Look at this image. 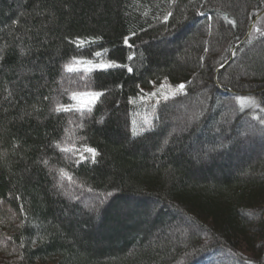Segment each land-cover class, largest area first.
Returning <instances> with one entry per match:
<instances>
[{"label": "trees", "instance_id": "16d2710c", "mask_svg": "<svg viewBox=\"0 0 264 264\" xmlns=\"http://www.w3.org/2000/svg\"><path fill=\"white\" fill-rule=\"evenodd\" d=\"M263 13L264 0H0V264H264V158L235 161L244 125L264 153V33L248 35ZM161 83L185 87L147 102ZM88 91L103 93L91 111L56 110ZM185 104L196 116L173 135ZM90 195L106 212L83 207ZM179 217L196 230L166 241Z\"/></svg>", "mask_w": 264, "mask_h": 264}, {"label": "rangeland", "instance_id": "374dc122", "mask_svg": "<svg viewBox=\"0 0 264 264\" xmlns=\"http://www.w3.org/2000/svg\"><path fill=\"white\" fill-rule=\"evenodd\" d=\"M257 29H259V31H257ZM251 31H254L255 33H264V13L259 17L255 26L252 27ZM251 31H250V33H251ZM177 91H181V90L180 89H178V90L174 89L166 83H161L160 85L153 87L151 90H144L143 91L144 92L143 98L147 99V102L148 101L151 102V100L153 98H165L167 96L175 94ZM151 93H156V95H151ZM189 110H190V108L187 107L186 104L180 105L176 108V110H175L176 116L172 120V127L175 126L174 127L175 130L172 132L173 135L184 132V130H185L184 127L187 126L188 123L194 119V116H196V112L192 113V110H190V111ZM227 111H228L227 114L231 115L229 118V125L232 126V124H231L232 119L231 118L234 114V109L232 107H230V108H227ZM136 117H137L136 120L141 121L142 119L145 118V115L143 116L142 114L138 113L136 115ZM226 125H228V124H226ZM243 130L242 131L244 132V134L241 136L242 138L241 137L238 138L239 140H241L238 146H239V150L240 151L242 150V154L240 155V158H237L235 161L237 162L238 160L242 159L243 156H245V155H246L245 157L248 160L250 158H251L250 160H254V158L258 157V155H261L264 158V153L262 152L261 142L259 143V141H257L258 132L256 130H254L253 128L251 129L250 127H247L245 125L243 127ZM229 156H231V155H229ZM228 157H224L223 155H221L218 159H219V161L221 159L226 160V159H228ZM232 157H233V160H234V157L236 158V156H232ZM205 159L207 161L208 158L205 157ZM218 159H216V161H218ZM209 163H211V161H209L208 164ZM68 195L70 196L71 194H68ZM71 198H72V201L77 200L76 197H71ZM103 202L104 201L102 199H101V201L98 200L95 197V195H90L88 197H84V199H82L80 201V203L86 209H90L92 211L93 209H96V208L99 209L100 208V210L102 212H106L105 209H107V207H106L107 204H104ZM145 211H146V207H145ZM145 211H142V213H144ZM108 212H110V211H108ZM174 225H175L174 227H170V229L167 230V233H166L167 238L164 237V235H163L164 232H162L161 228H158V227L154 228V229H156L155 234L157 236L163 235L162 237H163V239L166 238V241H175V239L178 235H180V234L186 235V233H189L190 231L196 230L195 229L196 227L192 226L191 223L183 217H179V219L177 220V223H174ZM199 233L202 235V232H199ZM202 238L205 239L206 236L202 235ZM229 261L230 260L227 259V260H225V263L230 264Z\"/></svg>", "mask_w": 264, "mask_h": 264}, {"label": "snow or ice", "instance_id": "6c2138e0", "mask_svg": "<svg viewBox=\"0 0 264 264\" xmlns=\"http://www.w3.org/2000/svg\"><path fill=\"white\" fill-rule=\"evenodd\" d=\"M171 2L173 4L176 3V0H171ZM201 15H203V13H201ZM175 16V13L173 11H167L164 15H163V20L165 22H168L169 21V18L170 17H173L174 18ZM231 23L235 24L236 22L235 21H232ZM210 27V26H209ZM257 31H259V29H257ZM133 35H135V33H133ZM75 42V41H74ZM128 40H127V37H125V43H127ZM86 43V41L84 40H79V46H83L84 44ZM97 56L100 55L99 52L96 53ZM80 63L83 64V66L85 67V70L86 71H91L93 68H100V69H106V68H109V67H114L115 66V62L112 61V62H109V63H99V64H94L92 61L90 60H83L81 61ZM68 68L69 71H72L73 68L71 65H68L66 66ZM129 71H131V69H129ZM185 87V85L183 83L179 84L178 85V88L180 90H183ZM103 95L102 92H99V91H88V92H81V93H73L72 94V99L76 101L75 104L73 105H70V106H65V105H58L57 107V111H60V110H65L67 111L68 108H75L77 110H82V109H85L87 108L88 111H91V108H92V105H94L97 100ZM151 95H156V93H151ZM165 99H167V97H165ZM250 102L255 105V106H259L257 104V102L254 100V99H251ZM261 123H264V118H261ZM67 150V149H66ZM85 151L88 152V153H91L93 157H95V155L97 154V150L93 147H88V146H85ZM81 158L83 159V155H81ZM45 163H48L47 161H45ZM61 175H67V173L65 172V170L63 169H60L59 170ZM251 264V262H250Z\"/></svg>", "mask_w": 264, "mask_h": 264}, {"label": "water", "instance_id": "95a60500", "mask_svg": "<svg viewBox=\"0 0 264 264\" xmlns=\"http://www.w3.org/2000/svg\"><path fill=\"white\" fill-rule=\"evenodd\" d=\"M252 27H253V24L250 26V29H249L248 35L250 34V31H251Z\"/></svg>", "mask_w": 264, "mask_h": 264}]
</instances>
